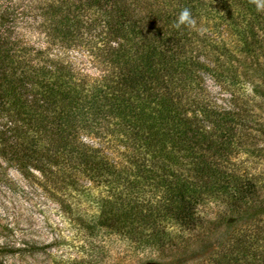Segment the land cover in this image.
Segmentation results:
<instances>
[{
  "label": "trees",
  "instance_id": "trees-1",
  "mask_svg": "<svg viewBox=\"0 0 264 264\" xmlns=\"http://www.w3.org/2000/svg\"><path fill=\"white\" fill-rule=\"evenodd\" d=\"M201 3L43 0L39 23L51 45L21 48L20 39L12 40L21 35L19 11L2 8L0 21L11 22V30L0 36V180L7 178L6 166L11 163L22 172L32 168L44 172L57 165L58 156L51 150L46 157L41 155L36 142L37 132L45 131L52 138L59 133V148L73 163L129 191L149 186L156 195L155 200H140L126 190L130 198H121V192L102 200L108 218L133 224L131 236L138 247L164 250L169 238H180L182 249H189L206 223L215 230L229 227L227 215L220 213L217 221H211L203 216L201 206L218 199L241 209L255 201L257 186L250 176L228 168L243 146L234 131L237 114L206 104L203 113L213 119L208 120L213 125L210 131L206 119L202 122L190 114L189 104L197 103L196 98L179 92L196 75L199 61L189 54L191 27L174 24L184 8L195 17ZM95 26L108 39L102 54L108 68L100 77L76 70L70 60L54 53L59 42L84 39L95 32ZM62 118L71 122L64 129L58 124ZM106 142L123 144L131 168L103 153ZM137 149L146 158L136 159ZM146 222L151 231L135 226H147ZM101 225L98 218L94 227ZM263 239L261 229L229 234L205 264H264V246L257 247Z\"/></svg>",
  "mask_w": 264,
  "mask_h": 264
},
{
  "label": "rangeland",
  "instance_id": "rangeland-1",
  "mask_svg": "<svg viewBox=\"0 0 264 264\" xmlns=\"http://www.w3.org/2000/svg\"><path fill=\"white\" fill-rule=\"evenodd\" d=\"M41 2L0 0V10L7 7L19 11L21 35L12 40L20 39V48L27 44L51 45L46 43L48 39L39 23ZM238 2L202 0L193 17L196 26L189 27L187 36L191 41L189 54L199 61L196 75L189 77L179 92L186 91L190 99L196 98L197 103L189 104L190 114L198 115L202 122L212 119L206 111L203 113L206 104L237 114L234 131L243 146L236 151L228 168L253 179L257 186L255 201L244 203L241 209L218 199L202 205L201 213L209 220L217 221L216 217L222 213L231 224L215 230L217 227L212 223H206L189 249H182L180 238L171 241V235L164 250L138 247L131 236L133 224L121 223L113 216L108 218L102 200L120 196L121 192V198H130L127 191L131 198L155 200L150 187L133 192L108 181L73 163L61 152L59 133L52 138L40 131L36 142L40 154L46 157L51 150L58 156V163L44 172L37 168L22 172L12 163L6 166L7 178L0 180V264H205L225 236L264 230V11H257L249 0ZM10 25L9 21H0V36L8 34ZM100 31L98 26L95 32L84 35L82 41L59 42L60 47L54 49L56 57L70 60L76 70L93 76L102 74L108 68L102 62L108 39ZM68 122L64 118L58 120L62 129ZM206 126L213 131L212 123ZM103 146V153L109 158L121 160L122 167L131 168L129 151L123 144L110 146L106 142ZM133 154L138 160L146 158L140 149ZM98 218L102 225L95 228ZM146 223L148 227L141 223L135 226L151 231ZM160 229L166 231L165 226ZM260 245L264 246V239L257 247Z\"/></svg>",
  "mask_w": 264,
  "mask_h": 264
},
{
  "label": "clouds",
  "instance_id": "clouds-1",
  "mask_svg": "<svg viewBox=\"0 0 264 264\" xmlns=\"http://www.w3.org/2000/svg\"><path fill=\"white\" fill-rule=\"evenodd\" d=\"M249 3L254 4L257 11H264V0H249ZM181 25H186L191 28H195L196 26V21L188 8L181 10L174 27L180 28Z\"/></svg>",
  "mask_w": 264,
  "mask_h": 264
}]
</instances>
